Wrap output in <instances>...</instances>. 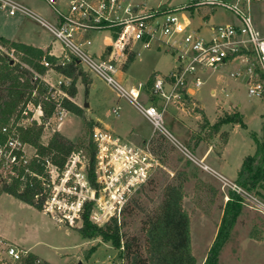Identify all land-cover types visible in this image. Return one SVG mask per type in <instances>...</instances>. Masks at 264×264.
I'll use <instances>...</instances> for the list:
<instances>
[{"label": "built area", "instance_id": "built-area-1", "mask_svg": "<svg viewBox=\"0 0 264 264\" xmlns=\"http://www.w3.org/2000/svg\"><path fill=\"white\" fill-rule=\"evenodd\" d=\"M44 1L52 12V20L17 0H0V8L10 16L24 15L39 22L53 36L46 52L57 58L56 64L65 65L75 58L85 71L104 80L118 98L131 102L153 124L154 132L163 134L174 147L217 178L222 188L237 193L243 205L264 215V200L259 195L214 169L203 158H197L163 125V113L168 105H183L186 98L193 96L195 89L202 86L200 73L203 70H217L230 62H236L238 67L231 72L232 76L247 73L249 95L263 96L264 82L256 71L253 55L264 72V35L255 24L251 10L253 0H188L178 6L161 1L152 5V0ZM202 5L221 6L232 12L235 19L205 25L203 30V25L194 27L187 14H179ZM101 32H107L103 46L96 51L90 50L89 46L94 44L93 36ZM154 44L172 51L176 68L168 74L155 75L150 86L148 82L123 83L119 75L125 71L130 55L135 57L141 48H151ZM43 63L48 67L45 75L50 76L52 71L57 77L51 81L52 78L42 76L48 92L40 95L34 90L33 94L54 105L52 117L56 118L59 129L70 112L63 101L70 98L66 88L72 79L58 72L55 64L47 59ZM211 93L215 95V89ZM143 100L149 104L145 105ZM158 100L163 103L161 109L156 105ZM26 108V116L17 125L27 126L32 122L24 125L22 120L30 118L38 124L43 123L42 101L38 104L31 101ZM120 109L117 104L112 112L119 115ZM2 130L8 132L7 127ZM91 136L96 144L93 181L87 173L86 157L81 152H72L62 169L50 158L45 159L47 175L42 177L43 184L49 188L52 186V191L44 209L51 213H79L90 204L91 220L104 225L112 217H120L137 191L148 184L164 164L152 150L150 139L133 143L100 125L94 126ZM28 146L33 145L12 133L4 139L0 137V172L3 174L6 168L11 172L18 171L25 166V171L34 175L27 164L40 155L36 148L30 155ZM25 252L11 244L7 248L13 259L11 264H17Z\"/></svg>", "mask_w": 264, "mask_h": 264}, {"label": "rangeland", "instance_id": "rangeland-1", "mask_svg": "<svg viewBox=\"0 0 264 264\" xmlns=\"http://www.w3.org/2000/svg\"><path fill=\"white\" fill-rule=\"evenodd\" d=\"M17 1L28 5L48 20H52V12L44 0ZM160 1L178 6L188 0H152L150 4L156 5ZM251 10L257 29L264 35V0H253ZM179 14H187L192 20V25L197 28L203 25V30L205 25L232 22L235 19L229 10L211 5L191 7ZM0 34L8 38H16L18 41H23L26 35H30L34 38L36 45L41 47L53 40L50 31L36 20L24 15L10 16L2 8H0ZM106 34L107 32L95 34L94 44L89 46L90 50H99L103 46ZM2 49L8 53L11 60L21 62L17 52L8 50L6 47ZM175 68V56L172 51L154 44L151 48H141L140 54L127 65V69L125 67L126 71L120 74L119 78L125 84L146 83L152 72L155 75L168 74ZM237 68L236 62H230L217 70H203L200 73L203 84L195 89L192 98L187 97L183 105L169 104L163 113L164 127L178 141L188 146L197 158H203L207 164L232 180H236L235 172L243 159L256 153L257 141L260 143L264 141V95L261 97L249 95L247 73L239 77L231 75V72ZM86 73L94 81L88 89L80 85L81 105L84 107V101L90 104L88 110L84 107L86 117L101 120L104 126L109 125L112 131L130 142L136 143L137 138L149 140L154 132L153 124L131 102L118 98L104 80L87 71ZM49 74L50 76L45 75V77L52 78L51 81L57 77L52 71ZM212 89H215V95L211 93ZM36 95L33 94V96ZM142 102L145 105L149 104L144 100ZM190 102H194L193 107L189 106ZM117 104L121 106L119 115L112 112V108ZM162 104L160 100L156 101L159 109ZM201 110L203 115L199 113ZM232 113H239L244 125L235 121L223 123L219 133L208 140L217 147L210 148L204 138H192L194 130V135L200 131L202 136L208 131L209 128L207 131H202L199 126L204 116L209 124H213L220 117ZM31 115L32 112L29 113L30 117ZM84 121L82 116L69 112L59 130L56 118L51 117L45 124L41 141L47 143L56 130L76 141L84 135ZM22 122L27 125L34 121L30 118ZM222 131L228 133L227 141L220 136ZM223 147H225L223 156L228 166L220 169L218 164L220 160H217V156ZM34 150V146L27 147L30 155ZM207 151V156L203 157ZM163 161L164 167L148 184L137 191L128 203L135 214H121L119 220L125 223L124 231L141 234V219L144 213L157 208L164 186L173 180L178 171H185L188 178L184 185V208L190 215L191 248L196 257V264H204L222 222L229 191L227 188H222L217 178L190 160L177 147L168 146L167 155ZM5 170L3 175L9 180L18 174L16 170L12 172L8 168ZM201 182L213 186L216 190L210 211H204L196 204L199 193L196 189ZM47 190L50 193L52 186L50 188L47 186ZM260 191L264 196V187H260ZM45 209L41 212L14 196L4 193L0 198V210L5 211L9 216L0 219V224L7 230L9 236L29 235L31 242L27 243L28 245L32 244L33 237L40 239L41 242L36 244L34 251L52 264H121L120 249L114 247L110 241H103L100 237L84 239L78 233L77 228L82 221L80 215L78 217L76 215L80 212L53 211L51 213ZM9 245L7 241L0 240V264H11L13 261L7 253ZM218 263L264 264V215L262 213L246 205L242 206L241 213L229 226L228 237L221 249Z\"/></svg>", "mask_w": 264, "mask_h": 264}, {"label": "trees", "instance_id": "trees-1", "mask_svg": "<svg viewBox=\"0 0 264 264\" xmlns=\"http://www.w3.org/2000/svg\"><path fill=\"white\" fill-rule=\"evenodd\" d=\"M0 46V137L4 139L8 133H12L33 145L40 155V158H33L27 164V167L35 173L34 175L26 172L25 166L18 168L17 176L11 177V180L0 172V194L8 193L37 209L43 210L50 194L42 179L47 175L46 158H50L54 164L62 169L72 152H81L86 157L87 173L92 181L94 179L96 144L92 140L91 133L98 122L92 118H87L86 109L73 100L78 92V82H81L88 89L93 81L75 58L65 65L56 64L57 58L48 55L42 48L10 40L1 35ZM2 47L17 52L21 62H12ZM44 59L54 63V68L58 72L72 79L71 85L66 88L70 98H65L63 103L70 112L85 119L84 135L76 141L58 130L54 131L47 143L41 141L45 122L54 115L55 111L53 104L42 100L39 95L33 96L34 90H37L40 95L48 92V85L42 79L48 70V67L43 63ZM133 59L134 56L130 55L125 67ZM253 60L256 71L260 73L264 82V72L254 55ZM154 79L155 74H152L148 80L149 86ZM31 101L35 104L42 101L43 123L38 124L34 121L25 127L17 125V122L26 116L24 110ZM199 113H202V110ZM230 121L244 125L239 113L226 114L213 124H209L208 119L204 116L199 126H201L202 131H207L209 128L208 131L203 136L200 131L196 135L194 132L192 138H204L208 142L219 133L223 123ZM3 127H7L8 132H3ZM220 136H223L227 141V132L222 131ZM150 144L162 162L167 155L168 146L174 148L171 142L158 131H155L150 137ZM187 178L185 171H178L173 180L164 186L162 198L157 208L154 211L145 212L141 219V234L124 231V221L122 222L116 216L104 225L95 224L91 220L90 204H87L85 209L79 213L82 222L77 231L84 239L100 237L103 241H110L114 247L120 249L121 264H196V257L191 248L190 215L184 208V185ZM236 182L264 199L260 191V187H264V141L262 143L257 141L256 153L244 158ZM196 190L199 191L196 204L204 211H210L214 203L215 188L201 182ZM242 206L240 196L230 190L229 199L224 206L222 222L204 264H219V255L227 240L229 226L241 213ZM133 210L127 205L121 214H135ZM17 264L52 263L42 260L34 252L26 251Z\"/></svg>", "mask_w": 264, "mask_h": 264}, {"label": "crops", "instance_id": "crops-1", "mask_svg": "<svg viewBox=\"0 0 264 264\" xmlns=\"http://www.w3.org/2000/svg\"><path fill=\"white\" fill-rule=\"evenodd\" d=\"M1 36H4V35H2V34H0ZM5 37V36H4ZM6 38H8V37H6ZM8 39H10V40H14V41H18L16 38H8ZM18 42H23V43H27V44H31V45H33V46H36V47H39V48H42L44 51H46L47 50V48H48V46H49V44H47L46 46H43V47H41V45H36V43L34 42V38L32 37V36H30V35H26V38L22 41H18ZM131 63V62H130ZM126 69H127V67H126ZM126 69H125V71H126ZM154 72H157V71H154ZM153 74V72L151 73V75ZM150 75V76H151ZM150 78V77H149ZM149 80V79H148ZM94 83V81L92 82V84ZM91 84V85H92ZM80 85H83L81 82H78L77 83V88H78V92H77V95L73 98V100L76 102V103H78V104H80L81 105V102L79 101V95H80ZM91 85L89 86V87H91ZM95 85V84H94ZM84 86V85H83ZM85 87V86H84ZM213 90V89H212ZM211 90V91H212ZM191 98H192V96H191ZM198 101V100H197ZM86 102L84 101V104H85ZM193 105H194V102H190L189 103V106H191V107H193ZM90 107V104H89V106L87 107V110H88V108ZM95 120V119H94ZM95 121H97L98 122V124H100V126H104L103 125V123L101 122V120H95ZM106 127H109V125H107ZM59 130H61V127L59 128ZM195 132V130L193 131V133ZM199 139V138H198ZM137 142L136 143H142V142H144L145 140L143 139V138H137V139H135ZM209 143V142H208ZM209 147L211 148V147H217V145L216 144H214V143H209ZM209 148V149H210ZM213 149V148H212ZM225 150V147H223V149H221L219 152H218V156H217V160H220L219 162H218V164H219V167H220V169H225L227 166H228V163H227V161H226V158L223 156V151ZM207 153H208V151L205 153V154H203V157H205V156H207ZM244 160V159H243ZM242 163H243V161H242ZM242 163H240V167H238L237 168V170H236V172H235V178H236V176H237V174H238V171H239V169L241 168V165H242ZM4 193H1L0 194V198H1V196L3 195ZM25 203V202H24ZM28 204V203H27ZM29 206H31V207H33V208H35V209H37L36 207H34L33 205H30L29 204ZM37 210H39V211H41V212H43V210H40V209H37ZM8 217L9 215L5 212V211H1L0 210V219H3L4 217ZM29 236V235H28ZM28 236L26 235V234H23V235H15V236H9L8 235V233H7V230H5L4 228H3V226L0 224V240H2V241H7L8 243H10L11 245H13V246H15V247H17L18 249H21V250H23V251H31V252H34L35 254H37L40 258H42L37 252H35L34 251V248L36 247V244H38V243H40L41 242V240L40 239H38V238H35V237H33L34 239H33V242H32V244H30V245H28L27 243H29V242H31L30 240H29V238H28ZM43 259V258H42ZM43 260H45V259H43Z\"/></svg>", "mask_w": 264, "mask_h": 264}, {"label": "water", "instance_id": "water-1", "mask_svg": "<svg viewBox=\"0 0 264 264\" xmlns=\"http://www.w3.org/2000/svg\"><path fill=\"white\" fill-rule=\"evenodd\" d=\"M12 62H13V60H12ZM88 106H89V103L86 102V103L84 104V107H88Z\"/></svg>", "mask_w": 264, "mask_h": 264}]
</instances>
